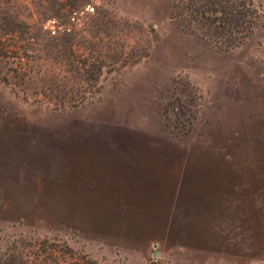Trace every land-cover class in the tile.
<instances>
[{"label": "rangeland", "instance_id": "obj_1", "mask_svg": "<svg viewBox=\"0 0 264 264\" xmlns=\"http://www.w3.org/2000/svg\"><path fill=\"white\" fill-rule=\"evenodd\" d=\"M211 1L0 0V264L264 260V0H220L252 19L228 48ZM83 147L159 160L165 183L59 197ZM190 171L242 181L244 245L227 224L198 245Z\"/></svg>", "mask_w": 264, "mask_h": 264}, {"label": "crops", "instance_id": "obj_2", "mask_svg": "<svg viewBox=\"0 0 264 264\" xmlns=\"http://www.w3.org/2000/svg\"><path fill=\"white\" fill-rule=\"evenodd\" d=\"M76 151L79 154L64 165L59 172L62 177L54 187L62 191L70 190L76 194L59 195V197L141 198V195H134L131 192L146 191L152 183H165V166L159 160H150L140 156L133 159L118 154L90 155L89 150L84 147ZM223 161L228 163L232 162V159L225 158ZM230 183L231 178L224 172L209 173L206 171L204 174L194 176L190 171V229L192 232L197 231L199 246L203 244V235L207 241H212V243L207 242L206 246H218L216 240L219 233L217 231L223 232L225 224L228 225L226 233L236 239L230 241H237L244 245L248 240L244 233L250 215L245 210V192L243 186L240 185L242 181H237L235 186ZM237 259L240 264L238 257ZM251 262L248 264H264L263 259H254Z\"/></svg>", "mask_w": 264, "mask_h": 264}, {"label": "trees", "instance_id": "obj_3", "mask_svg": "<svg viewBox=\"0 0 264 264\" xmlns=\"http://www.w3.org/2000/svg\"><path fill=\"white\" fill-rule=\"evenodd\" d=\"M211 4L213 5L211 8H208V15L206 14V19H208L209 23L213 25L215 31L218 29H225L227 26V29H229V36L228 38L222 40L221 45L226 48L228 47H232L237 45L236 42L238 40L237 33H238V27L241 26V23H245L246 27H250V24L252 23V19H248V20H244L242 18H238L237 15L241 14V12L239 11V9L236 6L233 7H228L225 6L224 4H222V2L219 0H213L211 1ZM186 7V6H185ZM185 7H180V13H182V9ZM179 8V7H178ZM228 8V10H227ZM186 16L188 15V17L190 16V18H192V20H194V16L192 11L189 12L188 10H186ZM218 12L220 14V16H213L211 17V14ZM227 13L231 14L232 17H227ZM182 15V14H179ZM179 17V16H178ZM182 19V18H181ZM188 25H190V20L188 21ZM233 32H235V34H233ZM217 33H221V32H217ZM220 34H218L219 36ZM216 43H218L217 40Z\"/></svg>", "mask_w": 264, "mask_h": 264}]
</instances>
